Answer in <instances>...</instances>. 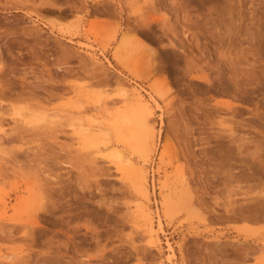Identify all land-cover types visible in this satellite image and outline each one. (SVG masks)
I'll use <instances>...</instances> for the list:
<instances>
[{"label":"rangeland","instance_id":"374dc122","mask_svg":"<svg viewBox=\"0 0 264 264\" xmlns=\"http://www.w3.org/2000/svg\"><path fill=\"white\" fill-rule=\"evenodd\" d=\"M128 30L138 84L114 59ZM133 91L152 108L151 155L114 131L109 151L84 147ZM0 110V264H264V0H0Z\"/></svg>","mask_w":264,"mask_h":264},{"label":"bare ground","instance_id":"6f19581e","mask_svg":"<svg viewBox=\"0 0 264 264\" xmlns=\"http://www.w3.org/2000/svg\"><path fill=\"white\" fill-rule=\"evenodd\" d=\"M225 9L227 8L225 7ZM228 12H230V8ZM133 38L134 32L130 30L124 32L121 38L119 39L118 44L114 49L113 53L114 59L122 66H124L128 71H130L131 74L134 75L135 80L133 79V83L138 84V80L144 79V76L137 71L136 67L132 64L128 57V53L133 46ZM102 46L105 50L108 48L109 44L105 42ZM108 61L110 65H113L111 59H108ZM206 79L208 78L206 77ZM116 85L118 86V88H121L120 94L122 95L123 99L129 98V93L131 89L128 90L129 87L126 85L125 78H123V76L117 78ZM156 92L157 95L152 94L151 97L153 101L157 103L158 107L163 110L164 114L166 110L159 101V98H164V93L161 90H156ZM132 97L137 102V105L136 108L130 114L120 116L115 122L111 123L109 127H107V124L109 123L106 124L105 122L100 121L98 118H94L93 121L90 122L89 126L83 128L81 137L83 138L84 147L108 149L109 151L112 145L109 136L112 131H114L117 134L119 141L128 142L135 151H139L145 157H149L151 155V151L153 150L152 145L155 140V130L152 124L150 123L149 119V116L152 114V108L148 104V101L144 100L140 91H133ZM23 116V112H18V117L20 119ZM46 119L47 116L43 117L42 120ZM124 128H127L131 132V137H124ZM6 134L7 132L5 130V126L3 125L2 121H0V148L1 143L4 140L3 136ZM110 158L115 162L118 170L124 173L127 177L133 179L137 189L139 188L141 191H143V195L147 196L148 190L146 186V173L142 166L138 165V163L133 159L131 155L125 154L119 148H115L112 151ZM140 206L144 208L143 202L140 203ZM177 211H179V207L177 206V204L171 201L170 199H167L165 201V214L170 218H173ZM159 225L162 229H164V221L161 215L159 219ZM169 250V258L173 259L176 253L171 243H169ZM5 258L8 261H13V256H7Z\"/></svg>","mask_w":264,"mask_h":264}]
</instances>
